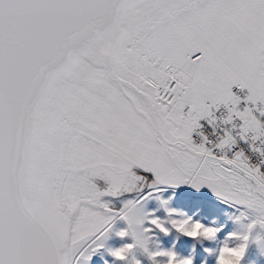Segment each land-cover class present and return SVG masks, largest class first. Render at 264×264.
Returning a JSON list of instances; mask_svg holds the SVG:
<instances>
[{
    "label": "snow or ice",
    "instance_id": "snow-or-ice-1",
    "mask_svg": "<svg viewBox=\"0 0 264 264\" xmlns=\"http://www.w3.org/2000/svg\"><path fill=\"white\" fill-rule=\"evenodd\" d=\"M162 185L264 226V0H0V264H85L117 220L124 261Z\"/></svg>",
    "mask_w": 264,
    "mask_h": 264
},
{
    "label": "rangeland",
    "instance_id": "rangeland-1",
    "mask_svg": "<svg viewBox=\"0 0 264 264\" xmlns=\"http://www.w3.org/2000/svg\"><path fill=\"white\" fill-rule=\"evenodd\" d=\"M199 140V137H196ZM150 179L152 174H146ZM101 187L103 183L101 182ZM159 191L153 192L141 203L143 205V211L147 215L148 219L159 218L166 220L167 214L163 207L162 202H167L168 206L177 211L186 213L188 216L193 217L194 220H200L202 223L210 226H216L219 229L218 237L224 238L231 233L232 224L227 221L225 213L234 212L237 209L230 207L229 205L222 203L206 186L199 191L191 187L190 185H180L178 187H172L167 185L160 186ZM146 191H151L146 189ZM131 198L128 194H123L118 197L106 198L110 201V204L115 209L123 207V203ZM159 198V199H158ZM126 227L125 222L117 220L111 230L102 239V246L92 255L91 259L86 261L85 264H125V261H120L114 258L111 254L116 248L123 246L126 243H130L131 238H121L118 233ZM145 227H152L146 221ZM165 227L169 229L167 233H162L159 230H154L152 233L156 240L159 241L160 246L164 250H173L181 258H192L193 264H202V261H206L207 264H215V257L206 252L205 248L211 250L214 245L205 242L203 246L195 243L192 239L179 235L174 229H171L170 225L165 223ZM174 246V247H173ZM193 246L194 251H193ZM255 252L250 250L248 259L255 258ZM142 264H151L150 260L140 257ZM258 264H264V260H259Z\"/></svg>",
    "mask_w": 264,
    "mask_h": 264
},
{
    "label": "clouds",
    "instance_id": "clouds-1",
    "mask_svg": "<svg viewBox=\"0 0 264 264\" xmlns=\"http://www.w3.org/2000/svg\"><path fill=\"white\" fill-rule=\"evenodd\" d=\"M161 207L164 208L167 218L166 220L159 219L160 222L164 225L165 223L170 225L171 229L176 231L178 237L179 235L188 237L201 246H203L205 242L214 245L211 250L205 248V251L210 252V254L215 257V264H245L250 250H253L256 255L255 258L248 259L247 264H258L259 260H264V226H261L259 223H257L254 228H249L251 220L256 218L257 213L253 211L246 212L245 215L248 217L247 219L244 218L239 209L234 212L225 213L227 221L231 222L233 226L231 233L236 234L237 237H242L244 235L249 236V239L245 242L241 238L229 239L228 236H225L221 239L218 237V232L216 233L215 237H213L210 233L206 232V228L218 229L216 226L206 225L200 220H194L193 217L188 216L186 213L172 209L168 206L167 202H162ZM137 208L139 209L138 215L141 218L147 217L143 211L142 204L138 205ZM184 221H188V223L185 224ZM181 224H183V231L178 230V227ZM142 227H145V224L142 225ZM189 232L192 233L191 236H187L185 234ZM145 237L146 238L142 244L136 245V247L131 252L126 254L127 258L124 260L125 264H142L140 259L141 256L150 260L151 264H153V260L150 255L151 253H155L157 251H173L171 249H162L159 241L156 240L152 232L146 233ZM245 244L246 247L244 248V251L241 252V248ZM194 247L195 246H193V251ZM105 264H107V261H105ZM159 264H167V258L160 257ZM202 264H207V262L202 261Z\"/></svg>",
    "mask_w": 264,
    "mask_h": 264
}]
</instances>
